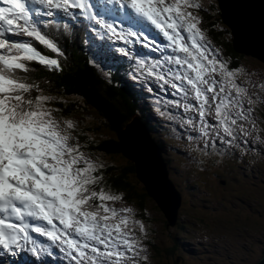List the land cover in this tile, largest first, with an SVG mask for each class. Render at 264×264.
Wrapping results in <instances>:
<instances>
[{"label":"snow or ice","instance_id":"1","mask_svg":"<svg viewBox=\"0 0 264 264\" xmlns=\"http://www.w3.org/2000/svg\"><path fill=\"white\" fill-rule=\"evenodd\" d=\"M107 3L114 7L105 11L143 22L166 41L165 48L153 49L161 57L151 62L124 47L118 50L129 59L136 57L137 71L145 80L152 78L178 95L182 103L176 102L177 108L198 116V122L193 116L183 121L198 133L195 138L190 134L189 141L202 143L205 155L211 147L222 157L230 149H240L242 139L246 143L250 137L264 145V137L255 135L264 132L256 116L264 96L256 91L252 73L230 68L199 27L202 19L194 11L201 9L199 0ZM0 4V250L15 254L17 248H27L36 256L43 251L51 255L50 249L33 239L30 233H34L58 247L70 264H147L144 224L134 218L131 207L110 206L122 196L101 186L103 174L97 173L103 163L82 151L73 121L53 115L59 109L50 104L57 98L45 95L35 79L29 83L26 74L33 71L32 63L49 71L62 70L58 58L45 56L32 42L63 55L43 30L41 17L58 13L71 17L73 10H79L125 45L133 43L130 38L138 42L142 37L143 47L149 48L155 36L131 29L117 31L94 11L97 6L90 0H0ZM168 50L170 54H165ZM98 54L108 53L102 49ZM259 88L264 91V82Z\"/></svg>","mask_w":264,"mask_h":264},{"label":"rangeland","instance_id":"2","mask_svg":"<svg viewBox=\"0 0 264 264\" xmlns=\"http://www.w3.org/2000/svg\"><path fill=\"white\" fill-rule=\"evenodd\" d=\"M206 2L213 1L206 0ZM243 62L252 68L264 70V66L256 60L244 57ZM251 79L256 85V91L264 96V91L259 88L262 80ZM82 112L92 121V128L99 125V120L91 114V111ZM81 118L83 121H88L84 116ZM96 133L100 141H104L103 139L108 141L110 138V135L103 131ZM170 137L168 136L169 139ZM170 146L173 147V143L170 142ZM168 153L171 154L169 157L173 162L170 170L172 178L181 181L182 177H195H191L194 174V167L184 168L181 166V159L176 158L173 152ZM108 162L119 167L126 165L122 157L109 159ZM204 184L206 190L212 191L213 194H206L205 207L201 203L185 205L182 225L187 229L182 231V239L173 255H168L166 251L176 245L178 230L168 229L157 207L148 204L150 215L147 212L144 216L148 221H153L148 227L156 229L157 247L165 255V258L159 260L157 264L257 263L264 255V167L259 170V178L251 179L241 195L223 189L218 193L210 175L205 177ZM183 185L185 189L188 188L186 184ZM190 189L186 191L189 195H191ZM201 234L207 235L209 240L200 239ZM192 249H196V255L186 253Z\"/></svg>","mask_w":264,"mask_h":264},{"label":"water","instance_id":"3","mask_svg":"<svg viewBox=\"0 0 264 264\" xmlns=\"http://www.w3.org/2000/svg\"><path fill=\"white\" fill-rule=\"evenodd\" d=\"M223 25L232 35L235 51L251 56L264 64V0H218ZM205 17L209 16L207 12ZM139 123L128 126L119 134L123 155L135 164L139 178L147 187L148 195L162 211L174 203L178 196L168 181L166 166L157 156V148L149 133ZM141 130V131H140ZM150 154L153 166H150ZM260 264H264V261Z\"/></svg>","mask_w":264,"mask_h":264},{"label":"trees","instance_id":"4","mask_svg":"<svg viewBox=\"0 0 264 264\" xmlns=\"http://www.w3.org/2000/svg\"><path fill=\"white\" fill-rule=\"evenodd\" d=\"M205 25L208 27L209 33H212L214 39L218 44L224 46L228 55L238 62L242 59L230 42L229 30L223 25L220 13L218 9H214L211 15L206 16ZM227 41V42H226ZM73 76H69L65 79V83L68 85L77 87L75 92L81 95V98L86 99L90 108L95 109L103 120L102 126L107 129L109 133H118L124 126L132 121L135 116L142 115L143 120L150 128L155 140L159 144H163V139L159 131V125L154 122L152 117L142 109H139V98L138 96H129L125 90H120L118 86L106 83L103 79L98 78L92 70L84 67L77 70H72ZM131 94L135 92L131 91ZM60 108V113L66 117H73L74 107L73 105H63V103L58 104ZM141 117V116H140ZM85 134V132L83 131ZM111 146L109 154L112 157H119L120 151L117 150V141H105L101 143H95L96 152L106 155L104 147ZM109 148V147H108ZM164 157L167 159V155L164 152ZM115 168H113L114 170ZM114 172V171H113ZM118 172V169L114 172ZM134 173V167L130 164L128 167L124 168L116 177H111L110 181L118 187L123 189H129V195L131 198H136L137 194L134 188H136L132 183L130 176ZM188 189V188H187ZM185 189V191H187ZM174 250H168V255H173ZM149 264H157L159 260L164 259L165 255L160 252V249L156 245H151V251L148 254Z\"/></svg>","mask_w":264,"mask_h":264},{"label":"bare ground","instance_id":"5","mask_svg":"<svg viewBox=\"0 0 264 264\" xmlns=\"http://www.w3.org/2000/svg\"><path fill=\"white\" fill-rule=\"evenodd\" d=\"M165 154L167 155V153L165 152ZM161 156V160H165V157H164V152H163V150H157V156ZM155 156V154H150V159H149V161H150V166H153V157ZM175 203V202H174ZM174 203L173 204H170L169 203V205L170 206H172V205H174ZM173 213H175V211L173 212ZM173 217V216H172ZM41 241H42V239H41ZM27 252V251H26ZM46 253H48L47 251H45ZM28 254V253H27ZM45 254V253H44ZM29 256H30V254H28Z\"/></svg>","mask_w":264,"mask_h":264}]
</instances>
